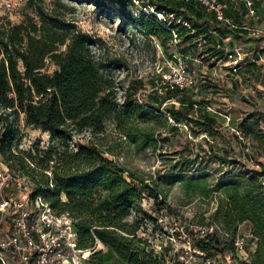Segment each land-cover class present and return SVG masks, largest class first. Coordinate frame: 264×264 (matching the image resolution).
<instances>
[{
    "label": "trees",
    "instance_id": "trees-1",
    "mask_svg": "<svg viewBox=\"0 0 264 264\" xmlns=\"http://www.w3.org/2000/svg\"><path fill=\"white\" fill-rule=\"evenodd\" d=\"M112 2L115 10L126 18L124 25L131 22L148 38H156L164 50L171 45L172 28L177 30L179 41L204 37L208 50L217 55V42L210 37L208 28L220 33L227 30L217 25L212 13L205 18L192 2L189 4L194 16L203 19L201 26L196 27L192 22L194 33L180 25H166L152 14L133 15L128 0ZM153 4L158 9L175 10L191 20L177 5L172 6L170 0H153ZM32 6L36 19L27 16L12 24L0 16V106L16 115L22 112L27 124L49 133L52 144L36 149V154L15 153L11 145L18 129L8 125L0 132V155L10 167L16 165L31 177L32 199L41 195L56 215L67 213L72 218L78 248L94 249L96 242L101 243L102 247L88 256L87 264H167L165 248L157 251L138 235L146 218L154 220L143 211L141 201L144 195L157 199L158 193L131 175L126 179L124 170L104 156L97 144L77 142L76 149L70 147L75 131L101 134L106 122L111 120L119 136L131 140L138 151L144 147L156 148L157 138L150 124L156 118L153 105L138 102L134 97L137 87L132 85L126 87L122 101L118 100L112 75L92 49L94 41L56 12V8L63 7L60 2L52 8L38 3ZM105 12L112 10L108 8ZM227 15L236 25L244 24V9ZM228 29L234 39L250 34L244 28ZM263 53L264 49L255 47L254 60ZM224 56L227 57L225 52ZM47 59L55 65L52 73L45 71ZM163 90L166 97L162 100L180 102L178 108H168L175 122L186 119L206 131L218 132L208 115L204 114L202 119L189 117L185 105L192 110L196 102L185 95L186 87L172 88L165 83ZM158 104L162 105L163 101ZM171 128L177 129L176 125ZM253 172L260 173L256 169ZM222 221L229 240L225 249L231 250L236 249L238 225L250 223L256 248L239 264H264V187L255 176L250 175L241 189L234 186L227 195ZM186 232L190 245L200 255L221 253L216 246L222 239L216 231L199 233L186 228ZM3 253L6 263L0 259V264H24L17 253L9 250Z\"/></svg>",
    "mask_w": 264,
    "mask_h": 264
},
{
    "label": "rangeland",
    "instance_id": "rangeland-1",
    "mask_svg": "<svg viewBox=\"0 0 264 264\" xmlns=\"http://www.w3.org/2000/svg\"><path fill=\"white\" fill-rule=\"evenodd\" d=\"M99 1L0 0V16L16 24L27 16L37 18L32 3L47 8L59 2L63 5L57 6L56 12L94 41L92 49L112 75L118 100L122 101L128 85L135 86V99L153 105L156 114L150 123L157 138L154 149L144 147L138 151L131 140L119 136L111 120L106 122L101 134L75 131L70 141L71 149H76L77 142L97 144L104 156L124 170L126 179L131 175L158 193L157 199L144 195L141 201L143 211L154 220L146 218L138 235L156 248H165L167 264H239L256 248V240L251 234L250 223L245 221L238 225L235 237L243 238V248L225 249L229 240L222 211L233 187L241 189L250 175L264 187V53L253 71L247 68L250 63H246L253 57L250 50L264 49V0H255V17H244L245 25L258 29L257 35L244 37L241 34L238 36L241 39H234L228 27L221 33L211 30L215 33L214 43L220 44L216 47L220 52L217 55L208 50L201 36L171 43L164 50L156 38H148L131 22L124 25L126 18L115 10L112 0ZM128 1L133 15L146 13ZM170 4L188 14L194 26L203 24V19L194 16L189 3L170 0ZM193 7L205 18L211 16L198 4L193 3ZM108 8L111 13L105 12ZM239 10H243L242 5L234 3L227 12L233 14ZM187 46L189 50L185 49ZM234 46L241 54L248 52L245 58L240 54L242 59L236 65L224 56V49ZM54 69L55 65L47 59L45 71L52 73ZM180 76L191 80L185 95L196 102L192 110L185 105L189 117L202 119L204 114L208 115L218 132L206 131L186 119L174 123L168 108L176 109L180 102L162 100L166 97L163 87ZM160 100L162 105L158 104ZM8 125L18 129L11 145L15 153L32 151L36 154V149L52 144L49 133L27 124L22 112L16 115L0 106V132ZM173 125L176 130L171 128ZM0 165L17 176H24L27 185L31 189L34 187L31 177L16 165L10 167L1 155ZM255 169L260 173H254ZM186 228L194 231L206 228V233L216 231L222 239L216 246L221 253L200 255L190 245ZM101 247V243L96 242L94 250Z\"/></svg>",
    "mask_w": 264,
    "mask_h": 264
},
{
    "label": "built area",
    "instance_id": "built-area-1",
    "mask_svg": "<svg viewBox=\"0 0 264 264\" xmlns=\"http://www.w3.org/2000/svg\"><path fill=\"white\" fill-rule=\"evenodd\" d=\"M140 10L155 15L166 25H180L189 32L194 33L196 28L192 21L182 13L175 10L158 9L153 0H131ZM186 3H196L214 15L217 25L230 29L244 28L250 34L257 35L256 27L245 24L236 25L227 15L229 6L234 3L242 5L246 17H255V0H172ZM171 43L179 41L177 30L172 29ZM262 31V30H261ZM264 32V31H262ZM205 44L203 37L200 38ZM220 44L217 43V47ZM228 61L233 65L240 62L238 47L224 49ZM233 70L237 69L233 67ZM174 79L170 87H186L191 80L186 77ZM164 89V87H163ZM176 124V122H174ZM31 188L27 179L15 175L8 167L0 165V259L6 263L3 251L9 250L17 253L20 261L27 264H87V258L94 249H80L77 247V232L73 226L72 218L63 213L56 215L41 195L34 199L30 197ZM206 233V228L198 229ZM243 238L234 240L236 249H242ZM155 250L159 248L154 246Z\"/></svg>",
    "mask_w": 264,
    "mask_h": 264
},
{
    "label": "crops",
    "instance_id": "crops-1",
    "mask_svg": "<svg viewBox=\"0 0 264 264\" xmlns=\"http://www.w3.org/2000/svg\"><path fill=\"white\" fill-rule=\"evenodd\" d=\"M261 24H263L262 21H261ZM263 27H264V25H263ZM211 30H212V28L209 27V28H208V32H209V34H210V37H214V34H215V33H214V32L211 33ZM203 34H205V33H203ZM211 34H212V35H211ZM229 34H230V33H229ZM230 35H231V34H230ZM248 35H250V34H248ZM248 35H247V36H248ZM204 36H205V35H204ZM231 36H232V35H231ZM203 38H204V37H203ZM214 38H215V37H214ZM204 39H205V38H204ZM205 41H206V40H205ZM249 50H250V49H249ZM250 51L253 52V49L250 50ZM242 52H243V51H242ZM239 53H240V52H239ZM246 54H248L247 51H246L245 53L243 52L241 55L245 58ZM242 56H241V57H242ZM261 58H262V57H261ZM261 58L258 59V60H254V58L252 57L251 61L247 60L246 63H250L249 65H247V66H248L247 68H248V69L251 68V70L253 71V68L256 67L257 64H258V65L260 64L259 62L261 61ZM258 65H257V66H258Z\"/></svg>",
    "mask_w": 264,
    "mask_h": 264
}]
</instances>
